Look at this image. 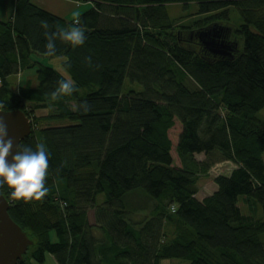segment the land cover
I'll return each instance as SVG.
<instances>
[{"label":"trees","instance_id":"obj_1","mask_svg":"<svg viewBox=\"0 0 264 264\" xmlns=\"http://www.w3.org/2000/svg\"><path fill=\"white\" fill-rule=\"evenodd\" d=\"M79 1L92 7L73 22L32 0H16L12 20L0 21V111L31 120L20 148L43 142L49 152L44 198L0 190L32 242L17 264H264V0ZM169 5L200 18L177 25ZM77 23L85 45L57 40L46 55V33ZM230 26L232 59L208 54L197 34ZM42 58L60 59V70ZM29 70L36 87L10 82ZM61 79L77 91L50 101ZM59 121L67 125H51ZM222 163L233 169L201 199L197 182ZM132 193L147 198V213L128 209Z\"/></svg>","mask_w":264,"mask_h":264},{"label":"clouds","instance_id":"obj_2","mask_svg":"<svg viewBox=\"0 0 264 264\" xmlns=\"http://www.w3.org/2000/svg\"><path fill=\"white\" fill-rule=\"evenodd\" d=\"M44 29L49 25L41 22ZM45 45L46 55L56 56V41L66 42L76 48L84 46L86 42L85 30L82 26L72 25L58 27L53 32H47ZM91 64V57L86 58ZM77 91L72 79H61L54 91L49 94L50 101H58L64 96H71ZM87 110V105H82ZM14 141L8 138L7 126L0 120V190L7 189L12 200L40 201L49 193L46 186V177L49 168V152L45 143L36 145L35 149L29 146H16L13 153Z\"/></svg>","mask_w":264,"mask_h":264},{"label":"water","instance_id":"obj_3","mask_svg":"<svg viewBox=\"0 0 264 264\" xmlns=\"http://www.w3.org/2000/svg\"><path fill=\"white\" fill-rule=\"evenodd\" d=\"M222 28L209 29L197 34V39L204 50L213 57L232 59L236 46L222 38ZM0 120L7 126L8 138L14 141L13 153L16 146L31 134V122L21 111H0ZM9 205L0 193V264H17L22 262L32 242L27 235L10 219Z\"/></svg>","mask_w":264,"mask_h":264},{"label":"rangeland","instance_id":"obj_4","mask_svg":"<svg viewBox=\"0 0 264 264\" xmlns=\"http://www.w3.org/2000/svg\"><path fill=\"white\" fill-rule=\"evenodd\" d=\"M166 11H167L168 17L171 20H174L177 25H191L193 21L200 18V16H198L196 7H194V6H191L187 10H183L181 8V6L169 5L166 7ZM230 22L233 26H238L241 23L240 18L238 16V13L234 9L230 10ZM233 26H230V29L227 30V34L226 33H225V35H224V33L222 34L223 40H225V38L228 42L231 40L229 38L233 37V35H232ZM229 43L232 44V41ZM60 61H59V63H60ZM13 84L15 85V87H18L19 86L18 84H21V78L14 79ZM186 84L189 85L188 82H186ZM123 86H124L123 88L125 90L127 88L133 89V90H139L138 89L139 87L137 85H135V84L130 85L127 81H125ZM44 114H46L44 111H40L37 113V116L41 117ZM256 118L259 121L264 122V108L256 114ZM51 125L52 126H66L67 122H65V121L51 122ZM180 127H181L180 124L178 122H175V126L169 132L170 138H171V141L173 144V149H172L171 155L174 158L173 160H174L175 165L178 163V158H177L176 152H175V146L177 143V135L179 133ZM263 160H264V154H263ZM232 169H233V167L229 163H222V164L214 166L212 168V170L210 171L207 178H201L197 182V187H198V191H199L198 196L200 198H203V197H207V196L211 195L214 192V189H216L215 184L213 182V178L216 177L217 175L227 174ZM126 205H127L128 209L130 211H132L134 214L140 215V214H145L149 211L148 210L149 202H148L147 198L140 193H132L130 196H128V198L126 199ZM240 206L242 208V212L247 213V209L244 207V205L240 204ZM44 264H55V263L53 262V260L50 257L47 256ZM163 264H183V263H181L180 261H164Z\"/></svg>","mask_w":264,"mask_h":264},{"label":"crops","instance_id":"obj_5","mask_svg":"<svg viewBox=\"0 0 264 264\" xmlns=\"http://www.w3.org/2000/svg\"><path fill=\"white\" fill-rule=\"evenodd\" d=\"M32 2L46 12L66 21L73 22L78 19L85 11L92 7L90 2H83L79 0H32ZM16 0H0V21H10L14 15ZM42 60V61H41ZM40 62L47 66L54 67L57 71L60 70V59H45L42 58ZM34 70L25 71L20 74L21 84L30 83L31 87H36L37 81L34 75ZM10 78L13 84L14 79ZM14 85V84H13ZM15 86V85H14ZM215 191V189H214ZM204 198V197H203ZM202 199V198H201Z\"/></svg>","mask_w":264,"mask_h":264},{"label":"bare ground","instance_id":"obj_6","mask_svg":"<svg viewBox=\"0 0 264 264\" xmlns=\"http://www.w3.org/2000/svg\"><path fill=\"white\" fill-rule=\"evenodd\" d=\"M39 7V6H38ZM40 8V7H39ZM17 225V224H16ZM19 226V225H18Z\"/></svg>","mask_w":264,"mask_h":264},{"label":"built area","instance_id":"obj_7","mask_svg":"<svg viewBox=\"0 0 264 264\" xmlns=\"http://www.w3.org/2000/svg\"><path fill=\"white\" fill-rule=\"evenodd\" d=\"M30 122H31V120H30Z\"/></svg>","mask_w":264,"mask_h":264}]
</instances>
